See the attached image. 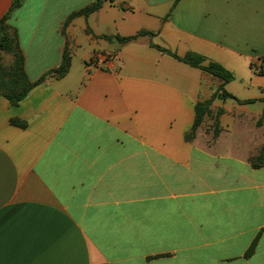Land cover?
I'll return each mask as SVG.
<instances>
[{
    "label": "crops",
    "instance_id": "obj_1",
    "mask_svg": "<svg viewBox=\"0 0 264 264\" xmlns=\"http://www.w3.org/2000/svg\"><path fill=\"white\" fill-rule=\"evenodd\" d=\"M94 1L24 0L10 17L32 81L66 50L72 62L18 105L0 97V264H264V166L250 163L264 145V0H104L65 25ZM151 44L223 65L225 89L254 102L215 99L186 139L221 81ZM95 53L113 59L90 67Z\"/></svg>",
    "mask_w": 264,
    "mask_h": 264
},
{
    "label": "trees",
    "instance_id": "obj_2",
    "mask_svg": "<svg viewBox=\"0 0 264 264\" xmlns=\"http://www.w3.org/2000/svg\"><path fill=\"white\" fill-rule=\"evenodd\" d=\"M104 0H95L91 5L85 7L84 9L72 13L65 22L67 25L73 18L84 15L89 16L91 13L97 11L102 6ZM24 3V0H13L12 5L9 11L3 16L0 22V56L1 54H9L12 57V62L8 67H4L0 64V97L5 98L13 105H18L23 99H25L29 93L37 86L42 84L48 76H53L57 79L65 77L71 67L72 58L68 50L63 54L61 64L55 68L42 75L36 81H32L29 75L26 72L25 67V58L20 47L17 33L11 32V27L9 25V20L12 13L20 8ZM144 35H152V33L147 31H142L135 36L130 37H121L115 36L121 43H130L136 41L139 37ZM107 39H110L109 36H104ZM153 48L159 52L168 55L180 62H183L191 67L198 68L203 72L211 75L214 78H217L221 81V84L217 88L216 92L205 101H199L195 105V121L192 127V130L186 134V139H191L198 127L202 125L206 116H212L211 105L215 99L227 100L234 99L239 103H252L254 100H239L234 95L229 93L225 86L234 80V74L226 69L223 65L213 61L207 60L204 56L197 54L195 52H189L184 57L178 56L175 52L164 48L162 46L151 44ZM264 61V58H262ZM254 70L258 73H263L262 70L256 69L252 66ZM264 103V98L261 100ZM224 113L223 109H219L217 114L214 116V126L215 132L217 133L220 130V121L219 116ZM11 123L15 126L25 128L27 123L21 121L17 118H12ZM257 126H264V109L263 114L260 119L257 121ZM250 163L253 168H260L264 166V145L259 150L258 155L250 158ZM258 238L254 240L251 244L247 254L254 252Z\"/></svg>",
    "mask_w": 264,
    "mask_h": 264
},
{
    "label": "built area",
    "instance_id": "obj_3",
    "mask_svg": "<svg viewBox=\"0 0 264 264\" xmlns=\"http://www.w3.org/2000/svg\"><path fill=\"white\" fill-rule=\"evenodd\" d=\"M113 56L109 53H95L88 61V66L102 68L108 66Z\"/></svg>",
    "mask_w": 264,
    "mask_h": 264
},
{
    "label": "rangeland",
    "instance_id": "obj_4",
    "mask_svg": "<svg viewBox=\"0 0 264 264\" xmlns=\"http://www.w3.org/2000/svg\"><path fill=\"white\" fill-rule=\"evenodd\" d=\"M12 62V57L9 54H1L0 56V64L4 67H8ZM211 124V129H213V125Z\"/></svg>",
    "mask_w": 264,
    "mask_h": 264
}]
</instances>
